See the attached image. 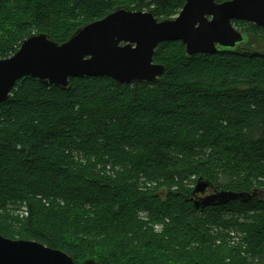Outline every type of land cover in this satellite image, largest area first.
<instances>
[{
    "label": "trees",
    "instance_id": "trees-1",
    "mask_svg": "<svg viewBox=\"0 0 264 264\" xmlns=\"http://www.w3.org/2000/svg\"><path fill=\"white\" fill-rule=\"evenodd\" d=\"M185 3L0 0V57L34 33L65 42L117 7L162 20ZM234 23L245 49L190 57L180 40L159 44L157 82L19 79L0 104V234L77 264H264V196L194 201L201 178L264 192V27Z\"/></svg>",
    "mask_w": 264,
    "mask_h": 264
},
{
    "label": "water",
    "instance_id": "water-1",
    "mask_svg": "<svg viewBox=\"0 0 264 264\" xmlns=\"http://www.w3.org/2000/svg\"><path fill=\"white\" fill-rule=\"evenodd\" d=\"M244 20L264 27V0H186L180 13L158 19L153 10L117 7L107 15L84 24L65 42L46 33L27 37L8 58L0 57V104L7 101L19 79L37 78L46 85L69 88L70 78L108 76L118 83L157 82L165 65L154 61L159 44L180 40L188 56L198 53L245 49L247 35L234 23ZM196 206L251 199L264 192L236 193L218 190L199 179ZM0 264H77L67 252L36 240L12 239L0 234ZM83 264H101L88 259Z\"/></svg>",
    "mask_w": 264,
    "mask_h": 264
},
{
    "label": "rangeland",
    "instance_id": "rangeland-1",
    "mask_svg": "<svg viewBox=\"0 0 264 264\" xmlns=\"http://www.w3.org/2000/svg\"><path fill=\"white\" fill-rule=\"evenodd\" d=\"M147 1H150V0H147ZM257 42L254 43V48H256V50H259V51H264V45L261 44L258 40H256Z\"/></svg>",
    "mask_w": 264,
    "mask_h": 264
},
{
    "label": "flooded vegetation",
    "instance_id": "flooded-vegetation-1",
    "mask_svg": "<svg viewBox=\"0 0 264 264\" xmlns=\"http://www.w3.org/2000/svg\"><path fill=\"white\" fill-rule=\"evenodd\" d=\"M244 48H246V47L244 46ZM211 193H213V190L209 188L204 194L199 193V194L195 195V197H203V196H207Z\"/></svg>",
    "mask_w": 264,
    "mask_h": 264
}]
</instances>
